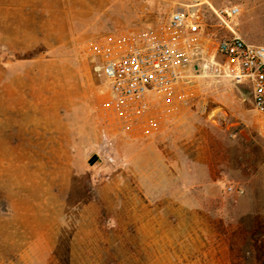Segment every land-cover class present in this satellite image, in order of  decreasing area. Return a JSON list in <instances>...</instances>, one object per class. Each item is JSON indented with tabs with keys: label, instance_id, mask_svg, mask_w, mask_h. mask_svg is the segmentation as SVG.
<instances>
[{
	"label": "rangeland",
	"instance_id": "obj_1",
	"mask_svg": "<svg viewBox=\"0 0 264 264\" xmlns=\"http://www.w3.org/2000/svg\"><path fill=\"white\" fill-rule=\"evenodd\" d=\"M197 0H0V264H264V116L198 80L158 134L108 121L92 43ZM209 32L264 46V0H201ZM211 6V7H210ZM228 187L243 189V194Z\"/></svg>",
	"mask_w": 264,
	"mask_h": 264
},
{
	"label": "built area",
	"instance_id": "obj_2",
	"mask_svg": "<svg viewBox=\"0 0 264 264\" xmlns=\"http://www.w3.org/2000/svg\"><path fill=\"white\" fill-rule=\"evenodd\" d=\"M203 4L197 0L174 11L155 31L91 46V71L107 94L103 110L124 134L139 138L160 133L177 116L176 104L186 89L201 79L248 87L255 110L264 116V46L234 31L239 8L210 6L230 34L209 32L196 12Z\"/></svg>",
	"mask_w": 264,
	"mask_h": 264
},
{
	"label": "crops",
	"instance_id": "obj_3",
	"mask_svg": "<svg viewBox=\"0 0 264 264\" xmlns=\"http://www.w3.org/2000/svg\"><path fill=\"white\" fill-rule=\"evenodd\" d=\"M96 43V42H95ZM94 43H92V45H93ZM91 45V46H92ZM91 46L89 47V49H88V51H87V54H88V56L90 57V48H91ZM146 137H149V136H146ZM139 138H141V137H139Z\"/></svg>",
	"mask_w": 264,
	"mask_h": 264
}]
</instances>
